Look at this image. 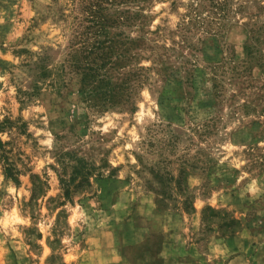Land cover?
Listing matches in <instances>:
<instances>
[{
    "label": "rangeland",
    "instance_id": "rangeland-1",
    "mask_svg": "<svg viewBox=\"0 0 264 264\" xmlns=\"http://www.w3.org/2000/svg\"><path fill=\"white\" fill-rule=\"evenodd\" d=\"M98 1L0 0V264H264V0Z\"/></svg>",
    "mask_w": 264,
    "mask_h": 264
},
{
    "label": "trees",
    "instance_id": "trees-1",
    "mask_svg": "<svg viewBox=\"0 0 264 264\" xmlns=\"http://www.w3.org/2000/svg\"><path fill=\"white\" fill-rule=\"evenodd\" d=\"M100 1H102V0H99L98 2H100ZM106 1V0H105ZM107 1H109L110 3H112V4H114V3H116L117 1H119L120 3H146L148 0H107ZM97 23L98 24H102V21H97ZM111 24L112 25H114L113 24V22H111ZM99 26V25H98ZM100 30H97L96 32H97V34H98V32H99ZM96 34V33H95ZM104 49V46H99V47H96V50H98V49ZM110 55V53H108L107 55H106V57H107V59H108V56ZM88 182V181H87ZM43 183V182H42ZM43 184H45V183H43ZM70 193H71V190H65V193H64V200H67V201H69V195H70ZM208 210H211L210 208L208 209ZM213 211V213H216L214 210H212ZM231 224H232V227L233 228H231V234H234L235 232H237L238 231V229H239V222H236V221H232L231 222ZM232 236V235H231Z\"/></svg>",
    "mask_w": 264,
    "mask_h": 264
}]
</instances>
